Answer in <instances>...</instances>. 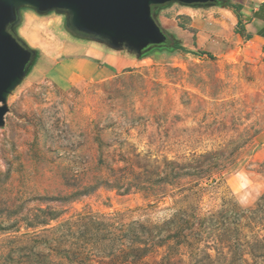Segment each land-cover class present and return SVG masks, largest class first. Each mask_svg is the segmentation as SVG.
<instances>
[{
	"label": "rangeland",
	"instance_id": "obj_1",
	"mask_svg": "<svg viewBox=\"0 0 264 264\" xmlns=\"http://www.w3.org/2000/svg\"><path fill=\"white\" fill-rule=\"evenodd\" d=\"M154 13L176 44L137 58L23 12L0 264H264V57L224 7Z\"/></svg>",
	"mask_w": 264,
	"mask_h": 264
},
{
	"label": "water",
	"instance_id": "obj_2",
	"mask_svg": "<svg viewBox=\"0 0 264 264\" xmlns=\"http://www.w3.org/2000/svg\"><path fill=\"white\" fill-rule=\"evenodd\" d=\"M172 3L195 8L226 7L225 0H0V127L8 112L7 99L35 64L38 51L18 34L25 10L40 16H64V29L74 38L127 51L142 58L170 49L168 34L154 9Z\"/></svg>",
	"mask_w": 264,
	"mask_h": 264
},
{
	"label": "crops",
	"instance_id": "obj_3",
	"mask_svg": "<svg viewBox=\"0 0 264 264\" xmlns=\"http://www.w3.org/2000/svg\"><path fill=\"white\" fill-rule=\"evenodd\" d=\"M231 7H224L241 24L240 40L245 47L264 57V0H230ZM168 26L173 20L165 18ZM170 28V27H169ZM174 34L172 28L167 29Z\"/></svg>",
	"mask_w": 264,
	"mask_h": 264
},
{
	"label": "trees",
	"instance_id": "obj_4",
	"mask_svg": "<svg viewBox=\"0 0 264 264\" xmlns=\"http://www.w3.org/2000/svg\"><path fill=\"white\" fill-rule=\"evenodd\" d=\"M226 6L227 7H231V6H233V4L230 2V1H228V3L226 4ZM183 46L181 45V44H178V45H176V47L175 48H182ZM144 57V56H143ZM173 221H175V220H170L169 222L170 223H172ZM179 221H181V222H178L179 224H188V223H190L192 220H190V219H186V218H182V219H179ZM194 223V222H193ZM140 227H146V226H142V225H140Z\"/></svg>",
	"mask_w": 264,
	"mask_h": 264
},
{
	"label": "bare ground",
	"instance_id": "obj_5",
	"mask_svg": "<svg viewBox=\"0 0 264 264\" xmlns=\"http://www.w3.org/2000/svg\"><path fill=\"white\" fill-rule=\"evenodd\" d=\"M24 29H25V24H23V26H21V28H20V32L23 33V34H24ZM69 45H71L69 47L73 48V44L69 43ZM75 47H77V46H75Z\"/></svg>",
	"mask_w": 264,
	"mask_h": 264
},
{
	"label": "flooded vegetation",
	"instance_id": "obj_6",
	"mask_svg": "<svg viewBox=\"0 0 264 264\" xmlns=\"http://www.w3.org/2000/svg\"><path fill=\"white\" fill-rule=\"evenodd\" d=\"M168 43H169V44H176V43H175V40H173V39H168Z\"/></svg>",
	"mask_w": 264,
	"mask_h": 264
}]
</instances>
